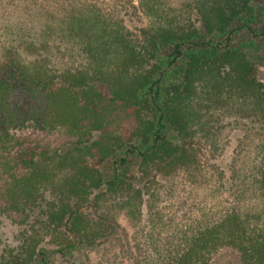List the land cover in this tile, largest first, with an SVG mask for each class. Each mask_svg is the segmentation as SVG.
I'll use <instances>...</instances> for the list:
<instances>
[{
	"label": "trees",
	"instance_id": "obj_1",
	"mask_svg": "<svg viewBox=\"0 0 264 264\" xmlns=\"http://www.w3.org/2000/svg\"><path fill=\"white\" fill-rule=\"evenodd\" d=\"M125 1L136 33L78 2L27 37L1 19L0 264L95 250L120 216L131 264H264V0Z\"/></svg>",
	"mask_w": 264,
	"mask_h": 264
},
{
	"label": "rangeland",
	"instance_id": "obj_2",
	"mask_svg": "<svg viewBox=\"0 0 264 264\" xmlns=\"http://www.w3.org/2000/svg\"><path fill=\"white\" fill-rule=\"evenodd\" d=\"M125 0H0V47L4 45V38L7 35L6 21L3 17H12V21L20 22L23 28L24 37L29 34L35 35L42 31L40 27V15L36 13L37 9L46 6L53 8L55 5L70 4L78 2L81 5H96L101 11H106L113 18H121L125 27L132 33H136L144 24L143 17ZM121 3V4H120ZM45 32V31H44ZM42 32V34L44 33ZM44 37V35H42ZM26 39V38H25ZM47 45L52 43L51 37H45ZM37 45V44H35ZM45 46V45H44ZM263 59L254 58V65L257 71V78L264 83V44L260 55ZM241 132H234L227 139L224 147V157L222 163L228 161L230 151L234 147L236 140ZM249 155V154H248ZM251 155V154H250ZM249 155V157H250ZM249 158H247L248 160ZM118 233L107 243L101 245L95 250H85L74 253L72 256H60L52 253L50 255L51 264H131L136 259L135 249L133 247L132 237L133 228L126 217L120 216L118 219ZM12 227L5 221H0V239H10ZM48 249H54L51 245H46ZM222 264H237L232 255L228 253L220 258Z\"/></svg>",
	"mask_w": 264,
	"mask_h": 264
}]
</instances>
